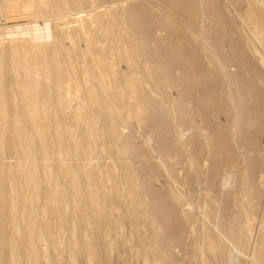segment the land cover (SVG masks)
<instances>
[{
    "label": "rangeland",
    "instance_id": "1",
    "mask_svg": "<svg viewBox=\"0 0 264 264\" xmlns=\"http://www.w3.org/2000/svg\"><path fill=\"white\" fill-rule=\"evenodd\" d=\"M0 107V264H264V0H0Z\"/></svg>",
    "mask_w": 264,
    "mask_h": 264
},
{
    "label": "bare ground",
    "instance_id": "2",
    "mask_svg": "<svg viewBox=\"0 0 264 264\" xmlns=\"http://www.w3.org/2000/svg\"><path fill=\"white\" fill-rule=\"evenodd\" d=\"M184 8H185V6H184ZM205 13V12H204ZM210 15V19L211 20H213L212 22H215V21H218L216 18H218V17H216L215 15H213V14H211V13H209ZM211 17H213V19L211 18ZM215 17V18H214ZM43 18V17H42ZM134 29H138V33H139V28H134ZM212 28H210L209 30L211 31V34H212V36L214 37L215 35H216V33H217V31H214V30H216V29H214V30H211ZM146 31V30H145ZM135 32V31H134ZM142 32H144L143 30H142ZM146 32H148V31H146ZM99 33V32H98ZM135 33H137V32H135ZM145 33V32H144ZM143 33V34H144ZM133 34V33H132ZM134 35V34H133ZM133 35H131V36H133ZM147 35V34H146ZM136 36V35H135ZM134 38V37H133ZM215 38V37H214ZM193 44H191V48L193 47L192 46ZM18 46V45H17ZM189 47V48H188ZM188 51H181V50H179V52H177V53H174L173 55H172V57L168 54V49L170 48V46H168V45H164L163 47H161L160 48V50H158L159 52H160V55L162 56V57H164V58H166V61H167V63H166V65H165V68H166V72H163V73H161V74H159L161 77L162 76H167L168 75V71H169V68L171 67V65L168 63V61L169 60H173L174 61V67H176L177 68V70H178V74L177 75H174V74H172V79H173V81L176 83V82H178V83H180L181 84V87H182V90H183V92L184 93H186L187 92V89H188V85H196L197 84V82H198V80H201V79H198V77L197 76H195V75H197V73H199L200 72V75H201V77H203V78H209L210 77V73H208V72H206V68H202V67H198V66H201V65H196L195 66V55H197L196 53H195V55L193 54L194 53V51L193 50H191L190 49V46L188 45ZM37 48V47H36ZM6 49H8V48H5V50ZM45 49V48H44ZM50 50V49H49ZM195 50V49H194ZM196 51V50H195ZM53 52V51H52ZM193 52V53H192ZM197 52V51H196ZM26 53H28V52H26ZM51 53V52H50ZM157 53V52H156ZM155 54V53H154ZM47 55H49V54H47ZM156 55V54H155ZM43 56H41V58H42ZM160 57V56H159ZM14 58V57H13ZM18 58V57H17ZM55 58V57H54ZM153 58V57H152ZM151 58V59H152ZM155 58L156 59H153V61L155 62V65L156 66H158L159 65V60L157 59L158 57H156L155 56ZM202 57H200V59H201ZM198 59V58H197ZM10 60H12L13 61V59H12V57L10 58ZM15 60V59H14ZM32 60V59H31ZM30 60V61H31ZM19 61V60H18ZM25 61V60H24ZM222 61V60H221ZM194 62V63H193ZM14 63H16L15 61H14ZM19 63V62H18ZM21 63H23V60H22V62ZM31 63V62H30ZM11 64H13L12 62H11ZM16 65V64H15ZM205 65V64H204ZM61 66H63V65H60V67ZM59 67V66H58ZM61 70H62V68H60ZM207 69H209V68H207ZM65 70V69H64ZM164 70V67H163V65H162V67H161V72ZM208 71V70H207ZM116 73V72H115ZM209 75H208V74ZM170 74V73H169ZM158 75V76H159ZM212 76V75H211ZM169 77V76H168ZM210 79V78H209ZM207 80V79H206ZM116 82H117V79H116ZM133 83V82H132ZM197 86H198V84H197ZM131 88H132V86H131ZM133 89V88H132ZM129 90V89H128ZM116 92V91H115ZM32 93V92H31ZM30 93V94H31ZM90 93V92H89ZM33 94V93H32ZM69 94V93H68ZM98 95V94H97ZM100 95V94H99ZM98 95V96H99ZM116 95V94H115ZM54 97V96H53ZM116 97V96H115ZM114 99H116V98H114ZM118 99V98H117ZM101 100V99H100ZM113 100V99H112ZM149 100V99H148ZM116 102H118L117 100H115ZM115 101H113L114 102V104H115ZM150 101V100H149ZM151 101H152V99H151ZM99 102V101H98ZM112 102V103H113ZM36 103V102H35ZM34 103V104H35ZM148 103V102H147ZM103 104V103H102ZM101 104V105H102ZM36 106H37V104H35ZM109 105V104H108ZM147 105H149V104H147ZM110 106V105H109ZM214 106H216V107H221V106H223V102H221L220 100H215V104H214ZM27 107V106H26ZM103 107V106H102ZM101 107V108H102ZM0 108H2V107H0ZM36 108V107H35ZM91 108V107H90ZM100 108V109H101ZM3 109V108H2ZM57 110V109H56ZM97 110V109H96ZM97 112H99V111H97ZM7 114H9V113H7ZM100 114H103V112L101 111L100 112ZM99 114V116L101 117V115ZM98 116V117H99ZM104 116V115H103ZM50 117V116H49ZM79 117V116H78ZM99 117V118H100ZM105 117H107V116H104V118ZM9 119H11V117L9 116ZM79 119V118H78ZM87 120V119H86ZM100 120V119H99ZM101 121H104L103 119L101 120ZM31 123V122H30ZM104 123H105V121H104ZM107 123V122H106ZM21 124H22V122H21ZM36 124V123H35ZM40 124V123H39ZM107 124H105V126H106ZM16 126H18V125H16ZM157 126H158V124H157ZM45 127V126H44ZM159 127H160V129L162 130V132L163 133H165V134H169V129L167 128H165V124H164V127H163V124L162 123H160V125H159ZM105 128H108V127H105ZM30 129V128H29ZM36 129V128H35ZM42 129V128H41ZM109 129V128H108ZM107 129V130H108ZM160 129H159V131H160ZM185 129H187V128H185ZM46 130V129H45ZM64 130V129H63ZM63 130H62V132H63ZM109 131V130H108ZM46 132V131H45ZM11 133V132H10ZM110 133V132H109ZM161 133V132H160ZM44 135H46V134H44ZM163 135V134H162ZM166 135V136H167ZM54 136V135H53ZM240 138H241V136H240ZM49 139V138H48ZM244 139V138H243ZM46 140V139H45ZM49 141V140H48ZM54 143H55V141H54ZM3 144H4V142H3ZM45 144H47V142L45 143ZM12 146V145H11ZM46 146V145H45ZM48 146V145H47ZM56 147V146H55ZM46 148H48V147H46ZM62 149V148H61ZM129 152V151H128ZM51 155V154H50ZM47 166V165H46ZM246 170H248L247 172V174L246 175H248V176H251V171H252V169H253V164H252V162H250L249 161V163L247 162V164H246ZM48 168V167H47ZM24 171V170H23ZM37 171H38V169H37ZM39 171H40V169H39ZM38 171V172H39ZM7 172V171H6ZM5 172V173H6ZM12 172V171H11ZM62 172H64V171H62ZM77 172V171H76ZM4 173V174H5ZM57 173V172H56ZM59 173H57V175H58ZM103 175H104V173H103ZM10 176V175H9ZM11 177V176H10ZM12 179V178H11ZM11 179H9V180H11ZM19 179V178H18ZM66 179V178H65ZM64 179V181H67V180H65ZM70 180H71V178H69ZM90 179H92L91 177H90ZM20 180V179H19ZM24 180V179H23ZM3 180H1V182H2ZM75 182V181H74ZM32 183V182H31ZM30 183V184H31ZM44 184V183H43ZM54 184V183H53ZM67 185V184H66ZM76 185V184H75ZM79 185V184H78ZM25 186V185H24ZM23 186V187H24ZM77 186V185H76ZM42 187V186H41ZM40 187V188H41ZM68 187H69V185L67 186V188H66V190L68 189ZM17 188V187H16ZM46 188V187H45ZM78 188V187H77ZM42 190H43V187L41 188ZM40 189V190H41ZM71 189V188H70ZM78 189H80V188H78ZM84 189V188H83ZM82 189V190H83ZM41 190V191H42ZM75 190V189H74ZM81 190V191H82ZM29 191V190H28ZM35 191V190H34ZM39 191V190H38ZM36 192V191H35ZM48 192V191H47ZM40 193V192H39ZM29 194V193H28ZM33 194H34V192H33ZM68 194H69V192H68ZM81 194V193H80ZM118 194V193H117ZM15 194H13L12 196H14ZM35 195V194H34ZM61 195V194H60ZM83 195V194H82ZM23 196H26V195H23ZM23 196H21V197H23ZM36 196V195H35ZM38 196H39V194H38ZM69 196H71V195H69ZM79 196V195H78ZM113 196V195H112ZM43 197H45V196H43ZM68 197V196H67ZM66 197V198H67ZM114 197V196H113ZM14 197H12V199H13ZM28 198V197H27ZM62 198V197H61ZM68 198H70V197H68ZM68 198H67V200H68ZM76 198V197H75ZM115 198V197H114ZM8 199V198H7ZM11 199V200H12ZM24 199V198H23ZM51 199V198H50ZM71 199V198H70ZM29 200V199H28ZM67 200L66 201H64V202H67ZM111 200V199H110ZM109 200V201H110ZM113 200H115V199H113ZM8 202H9V200H7ZM21 201V200H20ZM26 201H27V199H26ZM61 201H63V200H61ZM116 201V200H115ZM115 201H113L111 204H114V202ZM17 202H19V201H17ZM33 202V201H32ZM44 202V201H43ZM130 202V201H129ZM28 203V202H27ZM26 203V205H28ZM19 204V203H18ZM47 204V203H46ZM45 204V205H46ZM103 204V203H102ZM117 204V203H116ZM128 204H130V203H128ZM6 205H8L7 203H6ZM21 205V204H20ZM105 205V204H104ZM115 205V204H114ZM130 205H132V204H130ZM135 205V204H134ZM30 205H28V207H29ZM65 206V205H64ZM22 208V207H21ZM35 208V207H34ZM45 208V207H44ZM46 209H47V206H46ZM51 209H53V208H51ZM63 209V208H62ZM21 210V209H20ZM19 210V211H20ZM48 210L50 211V209H49V207H48ZM55 210V209H54ZM30 211H32L31 209H30ZM29 211V209H28V212H30ZM52 211V210H51ZM50 211V212H51ZM62 211V210H61ZM17 212H18V210H17ZM24 212V211H23ZM38 213H39V211H37ZM54 212V211H53ZM134 212V211H133ZM2 213V212H1ZM19 213V212H18ZM17 213V214H18ZM32 213V212H31ZM31 213H29V215H28V220H30V217H31ZM37 213V216H39V214ZM43 212H41V214H42ZM55 213V212H54ZM57 214H58V212H56ZM16 214V215H17ZM20 214V213H19ZM44 214V213H43ZM46 214H48V213H46ZM60 214V213H59ZM5 215V213H3V217H5L4 216ZM24 215H25V213H24ZM35 215V214H34ZM34 215H33V218H34ZM26 216V215H25ZM24 216V218H26ZM46 216V215H45ZM44 216V217H45ZM47 216H49V215H47ZM55 216H57V215H55L54 214V216L52 215V217L54 218ZM3 217H2V220L1 221H6V219H8V218H6L5 217V219L3 220ZM16 217V216H15ZM59 217H61L60 215H59ZM98 217V216H97ZM16 218H18V217H16ZM56 218V217H55ZM23 219V218H22ZM40 219H41V217H40ZM57 219H58V217H57ZM56 219V220H57ZM9 220V219H8ZM16 220V219H15ZM18 220V219H17ZM25 221H26V219H24ZM27 220V221H28ZM38 220H39V218H38ZM62 220V219H61ZM43 221V220H42ZM59 222V221H58ZM5 223V222H4ZM21 223V222H20ZM39 223V222H38ZM15 224V223H14ZM13 224V225H14ZM46 224V223H45ZM1 225H4V224H1ZM21 225V224H20ZM12 226V225H11ZM19 226V225H18ZM42 226V225H41ZM45 226V225H44ZM1 227H4V226H1ZM0 227V228H1ZM7 227V226H6ZM10 227V226H9ZM20 227V226H19ZM21 228V227H20ZM44 228V227H43ZM83 228V227H82ZM36 229V228H35ZM11 230H12V228H11ZM19 230H22V229H19ZM23 230H25V227H24V229ZM38 230V229H37ZM36 230V231H37ZM45 230V229H44ZM43 230V231H44ZM103 230V229H102ZM102 230H100V231H102ZM34 231V230H33ZM40 231V230H39ZM42 231V230H41ZM48 231V230H47ZM3 232V231H2ZM2 232H0V233H2ZM24 232V231H23ZM45 232V231H44ZM49 232V231H48ZM10 233H11V231H10ZM144 233V232H143ZM142 233V234H143ZM3 234H4V232H3ZM7 234V233H6ZM14 234V233H13ZM34 234V233H33ZM0 235H2V234H0ZM8 236H9V233L7 234ZM15 235V234H14ZM21 236H22V234H20ZM17 236V235H16ZM20 236V237H21ZM50 236V235H49ZM11 237V236H10ZM25 237V236H24ZM34 237H35V235H34ZM46 237V236H45ZM14 238H17V237H13V239ZM19 238V237H18ZM48 238V237H47ZM70 238V237H69ZM20 239V238H19ZM39 239V238H38ZM45 239V241H46V238H43V240ZM29 240H30V238H29ZM48 240V239H47ZM52 240V239H51ZM31 242V241H30ZM47 242V241H46ZM58 242V241H57ZM56 242V243H57ZM19 243V242H18ZM22 245H23V243H21ZM36 244H38L37 242H36ZM55 244V243H54ZM104 244V243H103ZM6 245H7V243H6ZM29 245H31V243H29ZM34 245V244H33ZM58 245V244H57ZM5 246V245H4ZM32 246V245H31ZM55 246V245H54ZM29 247V246H28ZM35 247H37V245L35 246ZM9 248V247H8ZM28 250H31V249H28ZM33 250V249H32ZM31 250V251H32ZM129 250V249H128ZM11 251H14V250H12L11 249ZM33 252V251H32ZM18 253V252H17ZM38 253V252H37ZM74 253V252H73ZM137 253V252H136ZM38 255V254H37ZM145 256V255H144ZM31 257V256H30ZM39 257V256H38ZM32 258V257H31ZM37 258V257H36ZM34 261V260H33ZM38 261V260H37ZM29 262V261H28ZM84 263V262H83Z\"/></svg>",
    "mask_w": 264,
    "mask_h": 264
}]
</instances>
